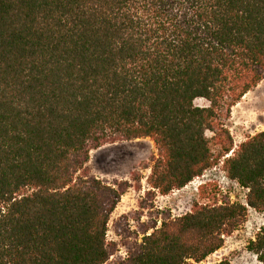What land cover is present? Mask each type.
Instances as JSON below:
<instances>
[{"label": "trees", "instance_id": "1", "mask_svg": "<svg viewBox=\"0 0 264 264\" xmlns=\"http://www.w3.org/2000/svg\"><path fill=\"white\" fill-rule=\"evenodd\" d=\"M263 79L264 0H0V264H207L264 215V131L235 145L227 126ZM141 138L156 154L128 180L87 166ZM217 166L242 201H196L116 253L129 188L165 196ZM247 250L264 264V224Z\"/></svg>", "mask_w": 264, "mask_h": 264}, {"label": "rangeland", "instance_id": "2", "mask_svg": "<svg viewBox=\"0 0 264 264\" xmlns=\"http://www.w3.org/2000/svg\"><path fill=\"white\" fill-rule=\"evenodd\" d=\"M261 85L264 89V80ZM195 104L200 106L203 101L198 99ZM229 125L230 119L227 123L228 128ZM234 131L235 129L232 132ZM236 142L238 143V140ZM152 154H156V149L148 138L107 144L90 152L87 166L94 176L104 182L108 183L116 179L128 180L130 174L138 169L139 164ZM149 172V169L141 171L142 184L145 183ZM201 185L205 186L202 190ZM144 191L145 188L140 192L135 191L133 187L129 188L122 195L111 216L107 239L116 242L117 254H120V250L126 252L127 246L135 238L140 237L144 226L155 222L159 226L160 217L167 213L172 217L180 215L190 209L196 201H222L224 198L242 201L244 194V190L225 177L220 166L206 171L182 189L174 190L165 196L157 194L151 199L144 196ZM203 196L208 199L202 198ZM140 203L145 205V208H142ZM263 224L264 215L249 209L243 224L230 236H224L222 247L208 256L204 262L210 264L227 260L231 264H261L256 256L247 250V245Z\"/></svg>", "mask_w": 264, "mask_h": 264}, {"label": "crops", "instance_id": "3", "mask_svg": "<svg viewBox=\"0 0 264 264\" xmlns=\"http://www.w3.org/2000/svg\"><path fill=\"white\" fill-rule=\"evenodd\" d=\"M263 80L231 108L229 130L235 145L257 132L264 131Z\"/></svg>", "mask_w": 264, "mask_h": 264}, {"label": "built area", "instance_id": "4", "mask_svg": "<svg viewBox=\"0 0 264 264\" xmlns=\"http://www.w3.org/2000/svg\"><path fill=\"white\" fill-rule=\"evenodd\" d=\"M197 178H198V177H197ZM193 180H194V179H193ZM193 180H192V181H193ZM119 252H120V254H121L123 257H125V256H126V252H124V251H121V250H120Z\"/></svg>", "mask_w": 264, "mask_h": 264}]
</instances>
